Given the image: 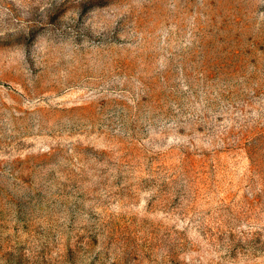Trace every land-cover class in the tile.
Masks as SVG:
<instances>
[{
	"label": "rangeland",
	"instance_id": "rangeland-1",
	"mask_svg": "<svg viewBox=\"0 0 264 264\" xmlns=\"http://www.w3.org/2000/svg\"><path fill=\"white\" fill-rule=\"evenodd\" d=\"M0 264H264V0H0Z\"/></svg>",
	"mask_w": 264,
	"mask_h": 264
}]
</instances>
